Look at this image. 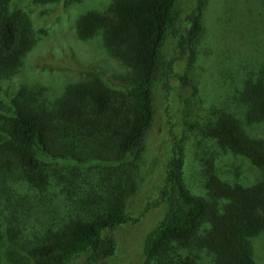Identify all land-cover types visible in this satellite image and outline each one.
<instances>
[{
  "label": "trees",
  "instance_id": "obj_1",
  "mask_svg": "<svg viewBox=\"0 0 264 264\" xmlns=\"http://www.w3.org/2000/svg\"><path fill=\"white\" fill-rule=\"evenodd\" d=\"M178 1L113 0L108 13L89 10L76 19L80 38L101 31L104 46L125 68L124 85L101 76L70 83L50 109L30 104L23 92L13 100L0 134V167H20L34 201L9 205V243L19 253L0 264H67L85 253L103 262L115 248L111 231L137 220L126 215L125 206L138 189V160L154 120L157 85L174 60L193 65L202 29L206 0H193L181 30ZM262 10L264 23V3ZM31 28L23 13L0 0V82L15 74L30 50ZM168 40L176 49L171 62L163 52ZM176 78L180 96L196 95L187 71ZM233 78L230 100L239 112H229L226 104L213 109L201 128L264 173V133L244 127L264 124V62ZM78 167L87 169L91 183ZM183 172L182 142L173 136L157 191L163 213L141 239L139 264H264L252 245L264 241V174L243 183L207 170L205 191L192 192ZM16 213L24 229L14 227Z\"/></svg>",
  "mask_w": 264,
  "mask_h": 264
},
{
  "label": "rangeland",
  "instance_id": "obj_2",
  "mask_svg": "<svg viewBox=\"0 0 264 264\" xmlns=\"http://www.w3.org/2000/svg\"><path fill=\"white\" fill-rule=\"evenodd\" d=\"M112 1L6 0L8 10H19L29 19L33 38L15 74L0 82V134L4 132L13 100H21L19 92L27 94L26 101L30 104L50 109L70 83L101 76L124 85L125 68L104 46L101 31L88 38L78 37L75 31L78 16L89 10L108 13ZM192 3L193 0L178 1L179 30L186 25L185 15ZM263 3L264 0H206L200 13L202 29L193 65H187L184 59L174 60L156 88L155 116L138 160V189L125 206L126 215L137 220L126 221L111 231L115 248L103 262L94 261L91 253H85L67 264H139L141 239L163 213L157 191L173 136L182 142L183 178L192 192L205 191L207 170L243 183L262 179L264 173L259 167L206 137L201 126L213 118V109L225 104L229 112H239L230 100L229 81L238 72H249L264 62ZM175 51L174 41L168 40L163 50L165 58L171 62ZM183 71L195 80L196 95L185 92L184 96L179 95L176 75ZM247 124L244 127L257 130L255 134L264 133V124ZM209 166L211 169H207ZM78 168L90 182L92 177L87 169ZM82 187L85 184L74 190ZM21 199L34 201L23 171L17 166L9 170L0 167V260L13 261V255L19 253V248L9 243L7 217L9 205ZM39 219L47 218L41 215ZM21 221L23 217L17 214L14 227L24 229ZM252 245L256 260L264 261V241L258 238Z\"/></svg>",
  "mask_w": 264,
  "mask_h": 264
}]
</instances>
